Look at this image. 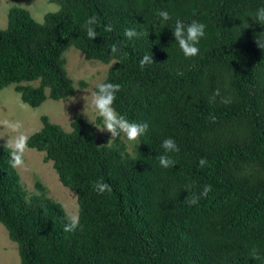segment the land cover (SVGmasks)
Segmentation results:
<instances>
[{"label":"trees","instance_id":"trees-1","mask_svg":"<svg viewBox=\"0 0 264 264\" xmlns=\"http://www.w3.org/2000/svg\"><path fill=\"white\" fill-rule=\"evenodd\" d=\"M48 1L58 10L42 23L24 8L8 10L0 91L13 85L31 108L71 97L64 53L73 47L87 61L114 62L102 82L121 85L114 107L149 127L128 153L119 138L99 144L94 126L77 116L68 132L41 116L28 148L44 153L75 193L82 227L73 233L64 232L68 214L40 182L28 196L0 146V224L19 263L264 264V48L257 44L264 25L252 20L264 0ZM93 16L94 40L84 27ZM177 19L206 25L197 56L186 58L174 40ZM125 29L143 35L128 39ZM145 54L154 63L141 69ZM169 137L180 150L165 169L158 156ZM97 181L112 192L99 194ZM205 185L211 191L189 205L186 197Z\"/></svg>","mask_w":264,"mask_h":264},{"label":"rangeland","instance_id":"rangeland-1","mask_svg":"<svg viewBox=\"0 0 264 264\" xmlns=\"http://www.w3.org/2000/svg\"><path fill=\"white\" fill-rule=\"evenodd\" d=\"M14 6L26 9L39 23H42L46 13L58 10V6L48 0H0V29L6 28L8 10ZM64 58L65 69L75 87L71 97L60 101L47 99L38 108H31L21 101L13 85L0 91V146H4L9 138L16 135L5 127V121L21 122V131L28 137L40 130V118L43 115L47 116L51 123L60 125L67 132L71 130L70 123L75 116L93 126L91 122H94L96 126H103L102 118L98 116L92 105V95L97 85L105 80L114 62L106 65L98 61H87L82 53L73 47L64 53ZM94 128L99 144H111L116 140V138L112 139L107 131L101 132L95 126ZM118 141L125 146L128 153L133 152L137 143V141H128L123 134ZM43 157L44 153L27 148L24 166L16 168L28 196L37 194L35 185L40 182L46 188L47 196L60 203L68 215L78 214L75 193L60 184L52 163H44ZM0 264H20L17 246L10 241L6 229L1 224Z\"/></svg>","mask_w":264,"mask_h":264},{"label":"clouds","instance_id":"clouds-1","mask_svg":"<svg viewBox=\"0 0 264 264\" xmlns=\"http://www.w3.org/2000/svg\"><path fill=\"white\" fill-rule=\"evenodd\" d=\"M158 16L162 18L163 21H168L171 19L170 14L166 10H159ZM252 20L264 25V7L256 9L255 13L252 14ZM97 18L95 16L87 19L85 21V29L88 38L95 39L97 37V32L92 25L96 24ZM206 25L197 20H192L190 23L185 24L180 19L175 21V26L173 31L174 40L178 43L180 50L186 58L195 57L199 54L200 48L199 44L202 38L205 37ZM106 32L112 31V26L108 25L104 29ZM125 37L132 39L133 37H140L143 35L142 32H137L135 29H125ZM257 44L259 47L264 48V41L257 39ZM120 51L117 44L111 45V52L116 54ZM154 63L153 55L145 54L143 58L139 61L141 69L146 65ZM121 90V85L118 83H100L97 85V90L92 95V105L97 112L98 116L103 120V126H94L101 132L107 131L111 134L112 139L119 138L122 134L128 141H137L147 130L149 125L147 123H136L130 121L125 115L119 113L114 107V103L117 97V93ZM219 90L212 96L214 101L216 96H218ZM222 103H228L227 99L222 98ZM214 119V118H213ZM4 125L11 132L16 133L14 137L7 140L4 145L5 148L9 149L10 155V165L13 169L20 168L24 166V155L28 148V136L22 131V124L19 121L9 122L5 121ZM111 140V139H110ZM109 140V141H110ZM161 147L164 153L158 156L159 164L162 168H171L176 164L175 159L169 153L179 152V147L176 141L169 137L162 141ZM206 158L199 159V165L201 168L207 165ZM94 190L99 194L105 192L111 193L112 187L110 184L97 181L94 184ZM187 191V189H186ZM211 191V185H205L201 193H192L190 196L186 197V202L189 205L196 204L199 199L204 196L206 197L208 192ZM66 223L64 226V232L73 233L78 228H81L80 218L77 213H73L65 217Z\"/></svg>","mask_w":264,"mask_h":264}]
</instances>
